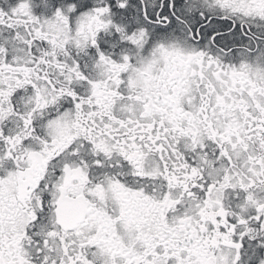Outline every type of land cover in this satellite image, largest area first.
Listing matches in <instances>:
<instances>
[{
	"label": "snow or ice",
	"instance_id": "1",
	"mask_svg": "<svg viewBox=\"0 0 264 264\" xmlns=\"http://www.w3.org/2000/svg\"><path fill=\"white\" fill-rule=\"evenodd\" d=\"M0 264H264V0H0Z\"/></svg>",
	"mask_w": 264,
	"mask_h": 264
}]
</instances>
